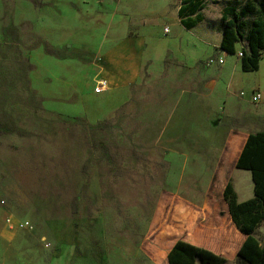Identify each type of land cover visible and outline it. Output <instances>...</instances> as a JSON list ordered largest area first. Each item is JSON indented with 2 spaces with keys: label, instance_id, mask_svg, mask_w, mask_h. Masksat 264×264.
I'll return each mask as SVG.
<instances>
[{
  "label": "rangeland",
  "instance_id": "rangeland-1",
  "mask_svg": "<svg viewBox=\"0 0 264 264\" xmlns=\"http://www.w3.org/2000/svg\"><path fill=\"white\" fill-rule=\"evenodd\" d=\"M112 1L125 3L117 16L86 0H0V232L14 222L29 264H168L180 240L246 264L237 248L217 249L225 235L246 238L223 198L222 150L240 124L262 130L264 111L253 80L223 103L224 66L206 65L241 60L246 40L234 56L220 48L238 0H193L203 9L190 30L180 14L190 0ZM132 39L142 49L116 60L97 93L92 64ZM241 177L231 176L239 201ZM177 205L207 211L164 239L158 219ZM214 210L223 225L209 233ZM254 236L264 245V223Z\"/></svg>",
  "mask_w": 264,
  "mask_h": 264
},
{
  "label": "trees",
  "instance_id": "trees-1",
  "mask_svg": "<svg viewBox=\"0 0 264 264\" xmlns=\"http://www.w3.org/2000/svg\"><path fill=\"white\" fill-rule=\"evenodd\" d=\"M238 2L237 5L229 6L223 13L224 35L220 48L223 52L234 56L238 51L237 45L246 40L247 46L241 57V69L246 73L255 72L260 68L262 52H264V0H238ZM202 9V4L193 0L181 6V17H184L186 12L189 13L188 16H191L183 23L187 29L190 30L198 22H201L200 11ZM251 17L255 19L249 28L246 19ZM236 167L250 171L255 186V196L244 202L238 200V193L231 182L224 190L223 198L229 207L231 219L239 231L246 236L243 246L238 251V256L246 264H264V245L254 236L255 230L264 223V132L249 135ZM206 211L205 207L201 212L194 213L183 205H177L169 211L166 219L163 213L158 219V222L163 223L161 229L166 233V236L163 235L162 238L180 236L184 233L188 223H196ZM217 213V210L211 211L209 216H213L204 219L209 226L203 227V229H207L209 233L211 232L210 227L223 225ZM195 232L199 234L203 231L195 229ZM223 240L226 248L217 247V249L226 251L230 246H238L242 238L237 235L234 239L229 240L225 235ZM167 262L168 264H198V262L201 264H226L228 260L225 256L207 248L180 240L170 250Z\"/></svg>",
  "mask_w": 264,
  "mask_h": 264
},
{
  "label": "crops",
  "instance_id": "crops-1",
  "mask_svg": "<svg viewBox=\"0 0 264 264\" xmlns=\"http://www.w3.org/2000/svg\"><path fill=\"white\" fill-rule=\"evenodd\" d=\"M86 2H92L90 6H93V2L97 4H101L102 6H106L110 8L111 11H114L116 16L119 14L118 12H120V9L122 11L123 8L125 7L124 1L123 3H121L120 6L118 5V3L112 0H103V1L86 0ZM165 30H166V34L171 32L170 28H167ZM143 42H144L143 40L132 39V40H122L113 43L112 47L110 48L111 53L106 54L103 57L99 56L94 62V64H92V66H94V68L96 69L95 70L96 73L93 75L94 87L98 80H106L105 76L107 77L108 69L111 66L117 64L116 60L119 62L121 57L127 56L128 52L137 53L142 49ZM224 53L225 55H230L226 52ZM224 61L225 63L223 65H218V64L216 65V66H224V67L221 69V73L216 78V81L214 83V92H218V94L221 93L222 95H224L223 103H225L226 98L230 97L232 93L234 92L239 93V90L241 89L243 90V88H245L244 84H246L247 81L253 80L255 81V84L252 86L253 89L252 95L255 90H259L262 93L263 100L259 101L258 103L262 102L261 108L263 112L264 111V55L262 56V59L260 61V68L257 71L250 73H246L241 69L242 68L241 60L237 62L233 61L234 63L232 65H230L229 62L227 63L225 58ZM237 79H240V81H236ZM262 119H264V117H262ZM261 125H262L261 127H264V124ZM257 132H264V128L262 130L261 129L254 130L251 123L240 124L239 127H236L232 132L226 135L225 145L222 150L223 164L221 165V170H222L221 175L224 176L226 179L225 181L226 183L224 184V190L230 182L232 184L233 180L231 179V176L239 177L238 182L240 186H243L241 176H247L249 183V191L246 193L245 197L240 200L243 202L255 196V186L253 182L254 180H253V175L250 171L244 169H238L236 165L238 164L242 150L245 149L249 135L251 133H257ZM227 172H229V174H227ZM13 223L4 226V228L0 232V264H29V259L25 253L24 244L18 246V244H15L14 242L16 240V234L13 230V226H12ZM245 240L235 247L237 248V252L239 251L240 247L243 246ZM176 242L174 244H176ZM174 244H171L168 254ZM61 261L63 264H65V258L63 256L57 258L55 260V264H59Z\"/></svg>",
  "mask_w": 264,
  "mask_h": 264
},
{
  "label": "built area",
  "instance_id": "built-area-1",
  "mask_svg": "<svg viewBox=\"0 0 264 264\" xmlns=\"http://www.w3.org/2000/svg\"><path fill=\"white\" fill-rule=\"evenodd\" d=\"M238 56L239 57H242L243 56V53L242 52L238 53ZM224 63H225L224 58H219V59L210 58L206 62V65L208 67H211L212 65H215V64L223 65ZM107 87H108V83H107L106 80H98L96 82V85H95L94 88H95V91L97 93H100L101 94V93H103L107 89ZM262 100H263L262 93L259 90H255L253 92V95H252V101L255 102V103H258L259 101H262ZM9 222H11V221H9Z\"/></svg>",
  "mask_w": 264,
  "mask_h": 264
}]
</instances>
